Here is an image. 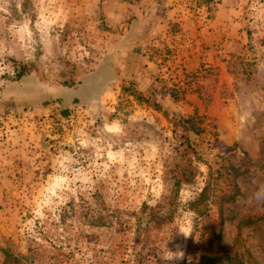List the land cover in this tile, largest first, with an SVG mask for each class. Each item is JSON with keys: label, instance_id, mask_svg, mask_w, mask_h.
I'll return each instance as SVG.
<instances>
[{"label": "rangeland", "instance_id": "rangeland-1", "mask_svg": "<svg viewBox=\"0 0 264 264\" xmlns=\"http://www.w3.org/2000/svg\"><path fill=\"white\" fill-rule=\"evenodd\" d=\"M0 264H264V0H0Z\"/></svg>", "mask_w": 264, "mask_h": 264}, {"label": "clouds", "instance_id": "clouds-1", "mask_svg": "<svg viewBox=\"0 0 264 264\" xmlns=\"http://www.w3.org/2000/svg\"><path fill=\"white\" fill-rule=\"evenodd\" d=\"M165 259L166 261H181L184 259V253L182 251L176 253L169 252Z\"/></svg>", "mask_w": 264, "mask_h": 264}, {"label": "trees", "instance_id": "trees-1", "mask_svg": "<svg viewBox=\"0 0 264 264\" xmlns=\"http://www.w3.org/2000/svg\"><path fill=\"white\" fill-rule=\"evenodd\" d=\"M62 112V116H67V112L66 111H61ZM184 123L185 124H189V123H191V119H186L185 121H184Z\"/></svg>", "mask_w": 264, "mask_h": 264}]
</instances>
